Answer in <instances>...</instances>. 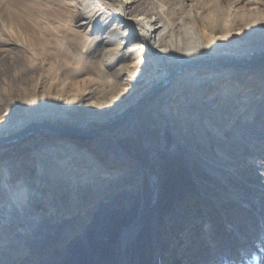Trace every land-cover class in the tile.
I'll use <instances>...</instances> for the list:
<instances>
[{
	"label": "rangeland",
	"instance_id": "rangeland-1",
	"mask_svg": "<svg viewBox=\"0 0 264 264\" xmlns=\"http://www.w3.org/2000/svg\"><path fill=\"white\" fill-rule=\"evenodd\" d=\"M104 2L108 10L103 9ZM114 2L0 0V138L16 134L17 127L33 119L58 127L85 123L95 131L117 114L116 107L146 90L153 69L160 72L163 67L153 61L146 65L132 63L129 50L135 37L121 46L118 55L103 51L107 49L104 29L113 28V33L118 24L115 19L106 24L104 12L115 10ZM133 7L147 14L146 19L160 16L165 26H173L174 38L180 37L183 29L189 31L196 43L206 47L203 58L193 53L194 61L221 63L218 60L236 54L232 55L236 59L230 61L232 64L216 70L242 71L208 80L203 74L208 67L184 70L171 86L150 99L159 113L165 109L172 115L170 126L177 141L189 150L194 148L202 166H206L205 161L213 164L224 157L221 168L214 172L219 182L204 188L214 195H209L207 202L183 199L178 206L183 201L187 206L193 203L185 207V213L179 209L173 212L177 205L168 211L163 209L174 188L171 161L160 159L158 168H148L146 151L147 147L158 146L172 150L177 143L159 115L147 116L143 125L139 118L111 153L102 154L103 147L92 143L91 137L77 135L60 145L61 151L56 147V152L46 153L54 147L55 137L75 134L37 132L0 146V166L9 161L11 182L22 180L26 189H34L40 199L52 205V211L47 215L41 209L26 230L15 224L9 234L6 228L0 232V264H82L74 261L75 253L80 256L78 261L86 257V264H139L124 256L126 247L131 250L133 243L137 245L138 236L148 264H264V195H259L264 191V139L253 137L264 131V65L247 67L263 59L254 55L264 49V0H139ZM140 13L139 17L145 18ZM122 25H118L120 33L126 30ZM75 42L85 52L77 59L73 54ZM189 70L201 74L195 76L196 80L184 78ZM258 71L262 74L253 75L261 74L262 78L251 79L249 74ZM225 84L230 88L227 86L228 98L223 99L221 89ZM213 111V116L204 121ZM220 123H225L218 130L221 135L208 138L204 125L215 131ZM235 134L241 138L233 142ZM205 140L215 145L224 140L227 145L201 149ZM119 153L131 159L124 160ZM73 154L77 162L86 160V164L69 165ZM231 160L237 170L229 181L227 165ZM117 163L120 167H115ZM138 170L145 172L139 184L130 181ZM115 177H122L121 182ZM208 180L204 178L201 185ZM192 183L196 181L192 179ZM251 190L254 199L247 201L244 198L252 195ZM198 191H203L200 186ZM233 195L238 200L221 209L222 200ZM4 197L0 191V201ZM196 211L192 215L194 223L170 225L172 216L182 213L189 218ZM156 213L162 214L160 223L152 220ZM192 224L196 227L191 230L188 227ZM185 231L192 237L185 238ZM37 232L54 240L47 239V250L40 243L37 249L29 247V254L28 246H34ZM13 248L28 254L14 257Z\"/></svg>",
	"mask_w": 264,
	"mask_h": 264
},
{
	"label": "bare ground",
	"instance_id": "bare-ground-1",
	"mask_svg": "<svg viewBox=\"0 0 264 264\" xmlns=\"http://www.w3.org/2000/svg\"><path fill=\"white\" fill-rule=\"evenodd\" d=\"M112 1H116L113 3L114 6H116V7H114L115 10H112L110 13L104 12L107 14V16H106L107 23L106 24H108L113 19H115L114 21L117 22L118 24L114 27V29H116V30H114L113 33L111 32V30L113 28H111V30H110V28L104 29L103 40L105 41L104 44L107 45V49L103 50L104 53H107L108 55H112V54L117 53L121 49V46L123 44H125L127 41H129L130 39L135 37L136 40L134 39L135 42L129 50L130 55L133 56V62L132 63H135V61H140V62H144L146 65V64H151V62L153 61V64H157V63L161 64L163 69L160 72H156V70L153 69V73H151V74H153V77H151V79L149 78L150 81L147 82L148 86H147L146 90L136 94L134 97L126 100L124 103H122L118 107H116L115 111L117 110V114L111 120H108L102 126H100L99 129L98 128L93 129L95 131L98 129V131L95 134L93 133L92 135L89 136V132L92 130H90L91 128L85 123H77L75 125V127L74 126H60V127H58V126L51 124L53 127L57 128V129H62L60 134L65 133L67 131H73L75 135L74 136H68V137L63 135L60 138L55 137L53 139L54 147L48 149V151L46 153L61 151V149L59 148L60 145H62V146L65 145L67 143L68 139L73 138L76 135L84 137V138L91 137L92 143H94L99 148L103 147V151H100V152H102V154L105 152L111 153L110 151L115 150V148L117 147L116 144L123 141V140H121V138H124L126 133L134 127L135 123L137 124L139 118H140L139 123H141L143 125L144 122H146L148 120L147 116H150V117L153 116L154 117L156 115L157 116L159 115L160 117H162L165 120L164 123H166L165 126H167V133L172 132L175 135V138H173V140H174L175 144L176 143L177 144L175 145V147L172 150H166L165 148H161V146H158L157 148H155L156 150L154 148H148L147 147V151H146V148L144 146H141L140 149L144 148L148 154V158H147V161L145 163L148 168H152V169L158 168L157 162L160 159H168L171 161L170 167L172 169H169V170L172 174L171 182H172L174 188L165 201V203H166L165 205H167V206H165L163 209L168 211L172 208L173 205L176 206L183 199L187 202H190L193 199H196V201H199V202H207V200H209V198H210L209 195H214V192H212L211 189H204V188H209L210 186H213L214 184L219 182V179L215 175L214 172L221 168L220 164L222 161H224L223 160L224 157L218 158L216 163H213V164L209 163L208 161H205L207 164H206V166L203 165L204 166L203 167L202 164L200 163V161L195 156V149L192 148L189 150L188 147L187 148L185 146L182 147L181 145L183 143H180L177 141L176 134L171 129V126H173L171 121H170V118L172 115L169 114L168 112H165L166 111L165 109H161L160 110L161 113H159L154 108V104L150 102V99L152 97H154L157 93L155 95H152L149 98H147L145 100V102L138 104L140 101L145 99L150 94V92L153 91L157 86H160L164 82L168 81V83L165 86L161 87V89L159 90V91H162L168 85H170L173 82V80L177 77V75L173 77V75L176 73V71H179L180 69L183 68V70L178 74V75H180L185 70L184 66L186 64H188L189 62L194 61V58H196V57L193 56V53H199L200 57L203 58L205 53H206V47H203L202 45H199L198 43H196L193 40L191 33L189 31H187L186 29L182 30V34L180 35V37L177 36L176 38H174L173 33H171V32H173V26H165L162 23V18L158 15L155 16L154 19H153V16L150 19H146L147 14H143L144 12L140 13L141 11H139V9H135L133 7L134 4H136L139 0H132V1L131 0H112ZM101 4L104 5L103 9L106 8L108 10V8L106 6L107 5L106 2L101 3ZM139 13H140V15L143 14L145 16V18L139 17ZM102 16H103V14H102ZM116 18H118V20H116ZM176 23L179 25V22H176ZM120 24H123L122 28L123 27L126 28V30H124L123 33L119 32V26L118 25H120ZM118 34L119 35L121 34V37L118 38ZM184 40H185V42H183ZM77 42H79V41H77ZM93 51L94 50H92V52ZM83 53H85V52L83 50L81 51L80 46L75 42L74 43V51H73L74 57L77 59V56L79 58L80 56H83ZM152 53L155 55L154 58H151ZM233 54L236 55L235 52H232V54L229 55L228 57L223 58L222 60H218V61H221V63L232 64L230 61L236 60L235 58H233V56H232ZM115 55H118V53ZM254 56H255L254 58H256V59L263 56V59H260L257 62H254L253 64L251 63V66H247V67H255V66H259V65H264V49L261 51H256V55H254ZM238 65L243 66L245 64H238ZM94 66L95 65H93V67ZM102 66H104V65L102 64ZM133 66H134V64L130 65V67H133ZM99 68L102 70L101 66H99ZM208 68L205 69V71L203 72V74H205L204 75L205 79H208V80H210V79L214 80V79L221 78V77L231 76L237 72L242 71V69L241 70L226 69V70H220L219 71V70H216V69H218L217 66H210ZM258 73H261V72L258 71V72H254V73L249 74L252 77V78L251 77L250 78L255 79V80H260L262 78V77H260L262 73L259 74V76L253 75V74H258ZM199 74H201V71L189 70L187 73L184 74L183 77L184 78H190V80L193 79V77H194L196 80L195 76L199 75ZM246 79H245V81H246ZM227 86H228V88H230L229 87L230 85L225 84V86H223L221 89L222 96L224 95L222 97L223 99L228 98ZM145 91H147V92L144 93ZM247 92H250V91H247ZM262 102L264 103V101H262ZM214 113H215V111L211 112L210 114H207V117L205 118L204 121L209 119V117H212ZM124 115H126L125 118H122ZM141 118H144V119L141 120ZM36 120H39V121H36ZM33 121H35V122H33ZM33 123H44V122H41L40 119H33L31 121L24 122L19 127L16 128L14 133H16V132L19 133L20 131H22L27 126H29L30 124H33ZM47 124H49V123H47ZM224 124L225 123H220L219 127L215 131H213V130L210 131L209 128L207 127V125H204L205 129H207L208 138L215 137L216 135H218V136L221 135L220 133H218V130L223 128ZM142 128H144V127H142ZM220 132L222 133V130H220ZM263 133H264V131H263ZM263 133H261L259 136H257V135L253 136V137H256V138H254V140L264 139ZM253 137L251 140H249L250 143H253L252 142V141H254ZM3 138H5V137H3ZM240 138H241L240 134H235V138H233L231 141L236 142V141H239ZM100 140H101V143L99 142ZM207 141L208 140H205L204 142H207ZM216 143H220V145H215L214 143H211V142L208 143L207 142V143H204V145L200 146V148L201 149L209 148V147L210 148L211 147L220 148V147H225V145H227L226 141H224V140H221V141L216 142ZM56 147H58V149H56ZM55 149H56V151H55ZM68 149L71 150L70 148H68ZM220 149H222V148H220ZM247 150H248L247 148L244 149L245 155H246ZM62 153L63 152H59V154H61V156H62ZM119 155H120V153H119ZM183 156H185L186 158H184ZM76 157H77V155H75V154L70 155L68 164L69 165L73 164L74 166H79V165L84 166L86 164V160H85V162H82V161L77 162ZM119 157L123 158V159L124 158L125 159H131V156L126 157V156L120 155ZM225 162H227V161H225ZM228 162H229V165H227V167H229L227 169L228 179H229V181H231L232 177L235 175L234 171H236L237 169H236L235 165H232V162H234V160H231ZM94 163H96V160ZM8 164H9V161H5L0 166V170H1L0 191L5 194V197L0 201V228L2 229V230H0V232L3 231V229L5 230V228H6V231H8L15 224H17V226H19V227L22 226L23 229L26 230L28 228V226L31 225L32 222L37 219V218L35 219V215L40 216L41 209H42L43 213L45 214V212H46L47 215H48V213H50V211H52V209H51L52 205L51 204L49 205L48 203H45V201L43 199H40L41 196H38L39 194H37L34 189H32V188L26 189L24 187L23 183L21 182L22 180L21 181L20 180H14L13 182H11L12 181L11 178L13 175H12L10 168H8V166H7ZM64 166H67V164H65ZM154 166H157V167L154 168ZM63 167H61V168L65 169ZM115 167H120V165H118V163H117V165H115ZM61 168L59 170H61ZM259 169H260V167H259ZM158 172H159V169H158ZM256 172L257 171H252V173H256ZM82 173H85V172L82 171ZM135 173H137L138 178H137V176H133V178H131L130 181L134 182L137 180L138 184H139V182L143 181V179L145 177L144 176L145 172L138 170V171H135ZM122 175H125V174H122ZM118 177H115L113 179H117V180L119 179L118 183H120L121 182L120 179H122V177H120V178H118ZM204 178L209 179L208 183L206 185H201V181ZM192 179H194V181H196V183H192ZM7 180H9L10 183H8ZM107 181H108V179L105 180V183ZM210 183H214V184H210ZM153 186H155V185H153ZM192 186L194 188H192ZM199 186L203 190L200 193L198 191ZM101 188H102V186H101ZM92 192H94V191H92ZM250 192L252 195L251 196H250V194L246 195L244 198L247 201L254 199L253 198V191L251 190ZM189 193H190V195H188ZM198 194H199V197L196 198V195H198ZM259 195L263 196L264 191L259 192ZM212 198L215 199L214 197H212ZM236 200H238L237 195L231 196L230 199L227 201L222 200V205L220 208L224 210L225 208H228V206L231 204V202H235ZM185 201H183L179 206L177 205L176 208L174 207L175 209L173 210V212H175L177 209H179L182 211L184 210L183 212L185 213V211L187 210V208H185L187 206V203H185ZM188 205L189 206H187V207L193 206V203L188 204ZM182 206H184V207H182ZM147 207L148 206H145L144 210L147 211V209H148ZM144 210H141V213H143ZM162 214H163V212H162ZM162 214L156 213L155 215H153L152 220H156L157 223H160L159 221L161 219ZM180 214L178 213L177 215H174L170 218V225L172 227L177 226L178 224H181V223L192 222V220H193L192 218H194L193 216H195L197 214V211L195 214H191L189 216V218H187V216H183L182 213H180ZM51 217L56 218L57 216L52 215ZM72 221H75V220L73 219ZM192 223H194V222H192ZM195 224H192V225L194 226ZM193 226H189L188 228H190L192 230V228H195L196 225L194 227ZM237 226H238V223L236 222L234 224V227L232 228L233 232H234V228H236ZM12 231L13 230H11V231L9 230L7 232V234H9ZM22 231L23 230L21 229L20 234L23 238L24 232H22ZM185 232H187V231H185ZM44 233H46V232H44ZM188 233L189 232H187V234ZM4 237H6V236H4ZM190 237H192V236L189 234L185 236V238H187V239H189ZM34 239H35L34 246L33 247L31 245L28 246V253L29 254L31 253V251H29V247L33 250V248L35 249L37 247V243H40V245H43L45 250H47L48 248H50V244H46L47 239L54 240L53 237L45 236V234H41V233L38 234V232L34 236ZM187 239H185L184 242H182L183 243V245H182L183 249L186 248L187 243L185 241ZM4 240H7V239H4ZM136 243H137V245L136 244L134 245V243L132 244L131 250L129 249L130 251L127 250V247H126L127 252L124 253L125 258L131 257V258H133V260L139 261V264H148L149 260H147V257L143 254V252H141L142 241H141L140 236H138L136 238ZM13 250H14V248H13ZM28 253L27 252L22 253V251L14 250L13 256L17 257L20 254H28ZM99 256L103 257V255H101V252L99 253ZM78 258H80V256L75 253L74 258H73L74 261L82 262V264H86V261H87L86 257H82L81 261H78L77 260ZM194 259H195V257H192V260H194ZM97 260H98V258H97ZM76 262H74V263H76Z\"/></svg>",
	"mask_w": 264,
	"mask_h": 264
},
{
	"label": "water",
	"instance_id": "water-1",
	"mask_svg": "<svg viewBox=\"0 0 264 264\" xmlns=\"http://www.w3.org/2000/svg\"><path fill=\"white\" fill-rule=\"evenodd\" d=\"M230 65L229 63H215V62H211V61H193V62H189L188 64H186L185 67V71L191 68H197V67H210V66H217V67H224ZM183 70L180 69L179 71H176V73L173 75L174 76H178V74ZM168 83V81L164 82L163 84H161L160 86H157L153 91L150 92V94L143 99L142 101H140L138 104L145 102V100L147 98H149L152 95H155L156 93H159L161 87L165 86ZM126 115H124L122 118H125ZM62 131V129H57L55 127H53L51 124H47V123H33L30 124L29 126H27L25 129H23L22 131H20L19 133H16L12 136L9 137H5V138H0V146H6L12 143H15L19 140H24L27 137L33 135L34 133L37 132H47V133H55V134H60V132ZM97 131H91L89 133V136L92 135L93 133L95 134ZM67 135H73L74 132L73 131H67L65 133L62 134H66ZM61 134V135H62Z\"/></svg>",
	"mask_w": 264,
	"mask_h": 264
},
{
	"label": "trees",
	"instance_id": "trees-1",
	"mask_svg": "<svg viewBox=\"0 0 264 264\" xmlns=\"http://www.w3.org/2000/svg\"><path fill=\"white\" fill-rule=\"evenodd\" d=\"M24 143V142H23Z\"/></svg>",
	"mask_w": 264,
	"mask_h": 264
}]
</instances>
